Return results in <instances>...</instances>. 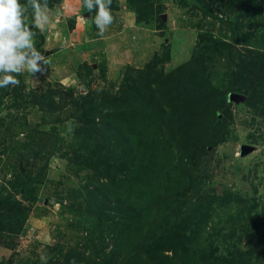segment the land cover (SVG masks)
<instances>
[{
    "label": "rangeland",
    "instance_id": "374dc122",
    "mask_svg": "<svg viewBox=\"0 0 264 264\" xmlns=\"http://www.w3.org/2000/svg\"><path fill=\"white\" fill-rule=\"evenodd\" d=\"M49 6L61 13L33 29L48 64L0 88V264H264V78L243 66L264 54V0H112L103 37L82 0ZM197 42L199 59L179 71ZM252 73L261 81L233 91ZM138 78L176 100L166 137L128 104ZM203 81L228 111L184 107ZM47 88L62 109L33 101ZM100 99L128 141L71 106ZM161 160L175 182L166 197L154 190L165 198L156 214L150 170ZM142 237L156 257L135 254Z\"/></svg>",
    "mask_w": 264,
    "mask_h": 264
},
{
    "label": "trees",
    "instance_id": "16d2710c",
    "mask_svg": "<svg viewBox=\"0 0 264 264\" xmlns=\"http://www.w3.org/2000/svg\"><path fill=\"white\" fill-rule=\"evenodd\" d=\"M140 11H141V8L139 9V7H137V9L135 10L137 21H140L141 19ZM206 40L207 39H205V34H200L199 43L201 41L203 42ZM199 43L198 42L196 43L195 49L192 52L190 60L187 63L183 64L182 66H179L178 68L179 71L187 69L189 66H191L192 63L196 62V60L199 59L198 56H200L201 54V52H197L199 51L198 50ZM215 47L217 48L218 46L215 45ZM259 57L260 58L256 57V59L258 60V64L261 65L260 68H258L259 65L253 59L245 62L243 66H251L253 68H256L255 70L259 69L258 71L259 78H264L263 77L264 75V54ZM145 75H147V79H149L148 77H150V75L149 74H145ZM258 81H261V80H258V77H255L253 73L251 76H246V77L242 76V74L240 76L237 75L236 84L239 87L237 86L236 89L233 91L242 92V89L246 90L254 82H258ZM136 83L137 84L135 85L136 87L135 92L133 94L130 93L127 97L128 102H129L128 104L132 106V108H135L141 111L145 110L146 113L148 114L146 118L149 119L151 122L153 120V125L155 126L157 133L162 132V137H166L167 135L170 134L169 131L172 130V123L174 124L173 111L176 105L175 98H173L172 95H170V97H165V95L161 94V92L159 91L158 85L153 86L152 82L147 83V81H145L144 79L138 78L136 80ZM187 89L192 92L191 94L195 97V101H193L191 104L184 106V107H189L192 105L201 107L200 105L206 104V107L207 106L208 108L210 107V110L216 107L220 111L229 110V106L227 104L225 95H223V93L219 91H216L215 95H211V93L207 92L206 87L204 86V81L202 84L188 86ZM19 95H21L22 97V94H19ZM57 95H58V91L55 88L42 89L41 92L35 95L33 101L36 100L39 103L42 102L44 110H46L47 112H53L55 111V109L59 110L63 108L61 104L55 103L54 101L53 96H57ZM168 100H170L172 102V105H174L171 109L167 106ZM201 102L202 104H200ZM108 105H109L108 102L102 100L101 103H97V101L96 102L88 101L85 103L76 101L71 106L77 111L82 110V113L84 115H82L83 117L81 116V119L84 118L87 121L89 120L93 121L94 119L98 118V121L103 123V127H104L103 129H106L107 132L111 133V135L118 137L119 139L118 138L117 139L122 144L124 142H121V141L129 140V135L120 127L118 123L116 124L112 120V118L114 117L109 119V117H111V115L114 114L115 112L114 110H110L107 107ZM260 112L264 116V104H263V107L260 109ZM153 162L154 160H152L151 164ZM162 165H163V161L161 160L159 162H156V165L152 167V169L150 170L152 171L151 174L154 173V179L152 183L156 184V188H154L153 186V188L151 189L152 193L149 198H153L152 200H155V203L157 204L154 207L156 209V214L159 209L158 205L161 204L165 198L162 200H158L154 194V190L157 189L158 195H162L165 193V197H166V193L168 192L169 189L172 188L171 187L172 181L175 182L173 175H172L173 167L167 168L165 167V165L163 166ZM146 169H149V168H145V170ZM141 183L148 184V180L144 179ZM12 187L15 188V192H28L27 187H22L21 185H18V184H14ZM135 190L136 191L138 190V192L141 191L139 188ZM8 201H9V198H5L4 200H0V204H3ZM153 225L154 224H152V226ZM144 226L146 227L145 232H144ZM144 226H143V233H141L140 235L147 234L146 231L149 228L147 225H144ZM153 235H156V233H153ZM142 238L143 239H141L140 247L136 248L140 240L137 243V246L134 247V250L137 249L135 251V254H138L141 250L147 249L145 250V252L147 253L148 256H152L153 258L156 257L155 251H154L156 247H154L153 244L145 246L144 242L146 241L145 240L146 238L145 237H142ZM118 246L119 245H117L115 250L112 251V258L114 257V252L116 251ZM140 248L142 249L138 250ZM156 250L160 251V247H159V250L158 249Z\"/></svg>",
    "mask_w": 264,
    "mask_h": 264
},
{
    "label": "clouds",
    "instance_id": "9594fccd",
    "mask_svg": "<svg viewBox=\"0 0 264 264\" xmlns=\"http://www.w3.org/2000/svg\"><path fill=\"white\" fill-rule=\"evenodd\" d=\"M111 6L112 0H82L86 12L95 13L84 19L94 24L98 37H103L114 23ZM60 13L59 8L53 12L49 0H0V88L19 87V76H34L42 71V64H48L35 46L37 32L33 29L42 34L53 15Z\"/></svg>",
    "mask_w": 264,
    "mask_h": 264
}]
</instances>
